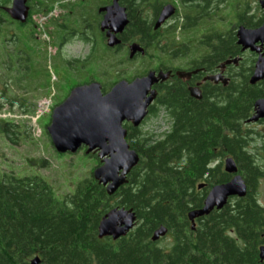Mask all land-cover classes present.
<instances>
[{"label":"trees","instance_id":"trees-1","mask_svg":"<svg viewBox=\"0 0 264 264\" xmlns=\"http://www.w3.org/2000/svg\"><path fill=\"white\" fill-rule=\"evenodd\" d=\"M118 1L135 20L148 0ZM255 99L247 88L231 91L224 117L223 109L179 94L166 132L155 137L126 128V141L140 160L110 197L91 176L59 196L40 176L0 173V264H30L34 258L40 264H264V208L256 198L264 169L254 155L264 152V134L262 147L249 150L254 135L242 129ZM32 112V106L23 110ZM0 127L15 144L19 132L13 124L0 120ZM82 157L98 165L94 155ZM222 157L234 160L247 194L197 219L190 232L187 214L202 208L212 187L231 179L218 163ZM115 208L132 210L135 227L117 241L99 240V223ZM161 227L174 237L166 252L150 240Z\"/></svg>","mask_w":264,"mask_h":264},{"label":"flooded vegetation","instance_id":"flooded-vegetation-1","mask_svg":"<svg viewBox=\"0 0 264 264\" xmlns=\"http://www.w3.org/2000/svg\"><path fill=\"white\" fill-rule=\"evenodd\" d=\"M22 1L18 11L20 19H16L17 12L11 13L14 0H0V84L4 88L11 84L31 97H6L4 91H0V102L26 105L46 98L49 112H52L51 109L63 103L73 89L100 84L97 71L70 72L67 68L57 86L29 84V77L25 75L26 62L34 60L36 48L46 41L51 42L57 33H61L62 53V46L76 43L87 49L88 62L103 46L112 58L120 53L123 57L126 55L122 62L142 59L143 76L153 74L156 79L148 94L153 92L154 99L147 108L145 120L162 115L170 125L175 115L172 103L178 106L179 94L188 102L223 109L224 117L229 114L231 91L247 88L255 92L249 118L254 115V104L264 100V79L254 86L249 84L256 63L264 59V44L255 43V51L243 50L238 45L241 30L256 31L263 27L264 0H148L143 9L135 12V20L124 8L128 24L116 35L120 44L114 48L108 47L107 32L100 30L104 14L98 13L112 0L105 4L103 0ZM133 44L140 46L143 52L130 58ZM159 75L163 79H158ZM111 87L104 91L101 86V92L105 94ZM194 94L199 99L194 98ZM144 121L138 128L131 124L123 127L139 131ZM256 124L264 127V119ZM194 229L190 228V232ZM170 237L173 243L174 237L167 230L165 237L154 244L158 246L161 240Z\"/></svg>","mask_w":264,"mask_h":264},{"label":"water","instance_id":"water-1","mask_svg":"<svg viewBox=\"0 0 264 264\" xmlns=\"http://www.w3.org/2000/svg\"><path fill=\"white\" fill-rule=\"evenodd\" d=\"M22 0H14V16L20 19V6ZM98 13H103L100 30L107 32L108 47L114 48L120 44L116 35L121 34L128 24L124 7L118 0H112L107 7L100 8ZM24 15V14H23ZM162 21L158 20L157 25ZM238 45L243 50L255 51L253 45L257 42L264 44V25L256 31L241 30L238 34ZM140 46H130L129 57L136 53H142ZM162 75L158 79H163ZM218 78H212L217 80ZM264 79V59L259 60L249 80L254 86ZM156 82L154 75L135 78L132 81H119L115 83L109 92L103 94L101 85L91 83L73 89L63 103L54 107L50 121L45 129L47 137L54 152L58 155H74L84 149L85 155H94L98 165L91 176L98 185L102 186L107 196H113L120 187L127 184L130 172L139 164L138 154L130 149L126 138L127 130L124 124H131L138 128L147 117V108L154 99V93H150L152 84ZM199 99L198 95H192ZM254 115L245 124H254L264 119V100L254 104ZM224 173L231 179L224 184L212 187L203 202L201 209L190 211L187 219L194 229L197 219L208 216L213 211H219L225 207L229 199L244 198L247 194V185L238 174V168L234 160L227 157L222 163ZM202 185L197 187L198 190ZM136 216L132 210L115 208L108 212L100 221L97 229L99 240L110 238L117 241L124 238L135 227ZM167 229L164 227L156 230L151 242L155 243L159 238L165 237ZM260 259H263L264 248H260ZM30 264H40L38 258H34Z\"/></svg>","mask_w":264,"mask_h":264},{"label":"rangeland","instance_id":"rangeland-1","mask_svg":"<svg viewBox=\"0 0 264 264\" xmlns=\"http://www.w3.org/2000/svg\"><path fill=\"white\" fill-rule=\"evenodd\" d=\"M105 2H110V0H103V3ZM60 38L61 33H57L55 39L53 38L51 42L42 43L36 48L34 60L26 62L25 69L27 68V70L25 75L29 77L28 82L30 85L41 86L49 84L50 86H57L62 82L63 71L66 68L70 72L97 71L98 81L102 87H110V85L119 81H131L135 78L143 77L142 59L134 62H122L123 58H127L126 55L123 57L122 53H120L112 58L103 46L101 52L92 61L88 62L87 49H82L76 43L62 46V53L60 51ZM133 38L136 41V36ZM73 58L79 60L75 61ZM85 60H87V63H84ZM0 91H4V96L6 97H31L23 94V91H19L11 84H6V88L0 84ZM31 106L33 107L32 113H23V110L31 108ZM49 110L50 105L46 98H40L35 104L26 105L10 103L6 100L5 102H0V120L11 122L14 126L12 130L19 132V135H17L18 140L15 144L11 143L7 136L0 132V173L14 174L17 177L25 175L40 176L60 196L72 191L79 180L91 176L97 165L93 159L83 158L84 151L82 150L74 155L57 157L49 138L44 135L50 121L51 111L49 112ZM161 116L144 119L145 121L139 131L145 135H154L155 137L167 131L170 125ZM242 129L244 132H250L254 135L252 136L253 139H250L249 150L254 148L258 150L262 147V140L259 137L260 134H264L262 125H257L256 123L252 125L246 124L245 126L243 125ZM254 155L257 165L264 169V152L258 151ZM223 160L224 157L218 161L221 166ZM256 198L264 208V182L262 181L257 187ZM171 245L170 237L161 240L157 247L167 251Z\"/></svg>","mask_w":264,"mask_h":264}]
</instances>
